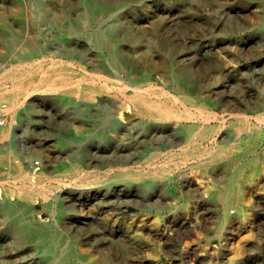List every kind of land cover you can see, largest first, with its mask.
<instances>
[{"label":"rangeland","instance_id":"1","mask_svg":"<svg viewBox=\"0 0 264 264\" xmlns=\"http://www.w3.org/2000/svg\"><path fill=\"white\" fill-rule=\"evenodd\" d=\"M0 17V77L59 63L83 80L75 93L30 88L16 112L0 102L10 129L0 154L59 179L48 196L23 198L0 158V264H264V0H0ZM92 78L107 87L90 98ZM137 90L195 101L178 100L174 117L121 112ZM108 112L114 124L98 129ZM190 128L205 134L189 139ZM59 130L74 141L59 143ZM246 141L260 165L223 204L219 186ZM74 163L82 171L65 173ZM22 202L14 221L5 207ZM19 224L47 236L19 246Z\"/></svg>","mask_w":264,"mask_h":264},{"label":"bare ground","instance_id":"2","mask_svg":"<svg viewBox=\"0 0 264 264\" xmlns=\"http://www.w3.org/2000/svg\"><path fill=\"white\" fill-rule=\"evenodd\" d=\"M69 6L70 5L67 4V7ZM48 12L49 10L47 8V5L44 3L40 4L38 9L36 10L37 19L44 18L45 16L48 15ZM0 21L3 23V25L5 26L7 25V20L5 17H0ZM37 50L38 49L36 47L29 46L25 55H34L37 52ZM54 63H58V62H54ZM8 76L13 77V85L10 89H7L3 85L4 79ZM82 81H83L82 78L79 75L75 74V72L70 67L61 66L59 65V63L58 64L51 63V64H48L47 67L40 66L38 68H26L25 69V68L17 67V69H12L8 73H6L4 76L0 77V102L1 100H6L7 102L10 103V106L4 111L16 112L21 97L30 88L38 89L41 91H47V90L58 89L59 86H66L70 84L71 87L73 88L71 89L72 92L70 91L68 92L75 93L74 91L81 87ZM106 87H107V82L100 83V82H97L94 78H92L91 85H90V88L88 89L87 95L90 98H92L96 91L104 90L106 89ZM149 89H152V87L149 86L147 90ZM137 91H135L131 95H124V98L121 101L122 103V107L120 110L121 112H123L124 109L127 110V108H130L148 117H154V118L174 117V116H179L181 113V112L180 113L178 112V108L176 104L178 100H189L193 102L195 101L194 97L185 95V94L178 95L176 98L171 99V100L167 99V100L162 101V99L159 97H151V95L144 94L142 92H139V91L137 92ZM145 93L147 92L145 91ZM70 103L73 105V107L76 106L75 100L70 99ZM0 111H1V108H0ZM208 114H212V113L208 112ZM238 114H241V113H238ZM114 122H115V115L108 112L99 117V119L95 122V126H97L98 129H101V128L106 127L109 124H114ZM9 133H10L9 127L0 129V140L7 137ZM204 134L205 132L203 130L195 131L194 129L192 130L190 128L187 131V135L189 139H193V138L197 139L198 137L203 136ZM84 136H85V133L82 131L80 135V142H79V147H80L79 151L82 155H86L87 153L82 143V139ZM58 140H59V143H61L62 145H67L68 143H72L74 141V138L71 136L69 132L64 131V130L63 131L59 130ZM247 143L249 144L248 141L244 143H239V147H241L243 144H246L247 147L243 152L239 153V155H237L236 158H234V160H239V161L243 160L242 164L236 165L230 168L227 175L223 178L219 186V189L217 192V199L223 204H226L230 199L241 195L242 187L240 183V178L243 174L244 168L249 166L255 169L259 167L260 165L259 160L256 156L246 157V155L252 151V149L248 146ZM187 151L188 150H185V154L188 153ZM219 153L220 151L215 152L214 155H217ZM0 158H3L9 163L10 165L9 176L13 178V182L17 181L18 179L21 180V185L18 186V194L23 198H32L37 195L48 196L50 188L53 185H55L57 182H59V179L58 180L52 179L50 182H46L44 179L46 177L44 171L35 173V174H38L37 175L38 178L35 179L33 175H30L27 171L23 169V166L21 163L15 162L13 160V155L11 152H8L4 156L0 154ZM81 171H82L81 167L78 164L74 163L68 169L65 170V173H68L69 175H74V174L80 173ZM123 173L125 175L132 174L129 171H123ZM27 207L28 205L22 202L17 205L10 204L9 206L5 207V210L7 214L11 216L12 220L15 221L16 214L18 213V211L26 209ZM18 228L19 230L23 232V235H24L18 240L19 246L24 245L28 240H31L33 242H42L47 236V232L43 228L38 229L35 226L22 225V224H19ZM84 264H102V261L101 259L88 258Z\"/></svg>","mask_w":264,"mask_h":264}]
</instances>
